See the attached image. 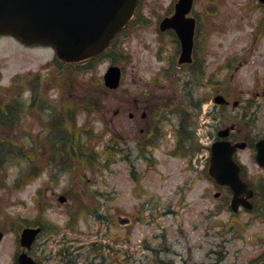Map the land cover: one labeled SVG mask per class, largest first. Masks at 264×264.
<instances>
[{
  "label": "rangeland",
  "instance_id": "1",
  "mask_svg": "<svg viewBox=\"0 0 264 264\" xmlns=\"http://www.w3.org/2000/svg\"><path fill=\"white\" fill-rule=\"evenodd\" d=\"M176 1L139 0L116 48L86 72L61 70L52 48L0 36V104L22 108L19 121L0 124V142L30 153L0 166V264H17L26 250L19 241L23 229L37 225L43 232L29 253L40 264H264V171L255 150L238 152L258 193L253 214L233 213L231 194L207 175L208 147L219 130L234 126L230 134L239 140L264 138L263 11L258 0H194L191 15L204 17L205 78L216 63L220 74L215 94L212 85L194 90L201 109L183 103L172 115L165 101L183 96L186 74L168 83L175 45L171 37L160 40L157 23L173 13ZM112 65L122 68L117 89L104 85ZM28 72L39 75L40 86L19 78ZM38 87L41 95L33 100ZM139 101L162 106L149 114L157 127L153 145L143 142L154 133ZM185 108L194 115L201 147L186 157L175 126ZM62 131L87 139L94 163L59 141Z\"/></svg>",
  "mask_w": 264,
  "mask_h": 264
},
{
  "label": "water",
  "instance_id": "2",
  "mask_svg": "<svg viewBox=\"0 0 264 264\" xmlns=\"http://www.w3.org/2000/svg\"><path fill=\"white\" fill-rule=\"evenodd\" d=\"M264 3V0H260ZM138 0H0V34L11 35L25 44H44L53 47L64 62H80L97 56L132 17ZM193 0H178L172 17L162 20L160 29H174L181 41L180 62L190 61L195 20L187 18ZM122 70L110 66L104 74L105 86L117 89ZM221 137L226 132H221ZM245 143L232 144L228 140L214 141L210 147L208 173L220 186L233 192L231 208L240 205L250 208L253 191L240 176L241 167L234 155ZM256 160L264 167V140L257 145ZM60 196V202H66ZM40 228H25L20 243L30 249ZM3 232L0 231V243ZM18 264H38L27 253L18 257Z\"/></svg>",
  "mask_w": 264,
  "mask_h": 264
},
{
  "label": "flooded vegetation",
  "instance_id": "3",
  "mask_svg": "<svg viewBox=\"0 0 264 264\" xmlns=\"http://www.w3.org/2000/svg\"><path fill=\"white\" fill-rule=\"evenodd\" d=\"M259 6L261 7V9L263 11L262 14L264 15V4L259 3ZM136 16H137V14L134 16V19H136ZM193 17L196 20V29H195V34H194L192 52L190 55L191 60L185 61L184 63H181V64L179 62V59H180L182 48H181V42H180L178 36L176 35L174 30H166V31H160L159 30V24H160L162 18L159 19V21L157 23L158 36H159L160 40H162L165 37H167V38L171 37L170 39H171L172 43L175 45L174 55L169 57V59H170L169 60V66L170 67H169V70H167V75L170 76V78L168 80H170L171 82L168 81V83L174 84L175 82H178V80L182 81V78H179V76H178L179 73L180 74H183V73L186 74L185 80H183L184 82H183L181 87H184V89L182 90V92H183L182 97L187 98V99L184 100V98L182 99V97L176 98L177 94H173L169 98H167L165 101L164 106L166 107V109H168V111L172 115L176 114L180 110L179 107L183 106L182 105L183 103H187V104L189 103L191 107L201 109V107H202V99L201 98L197 99V101L195 103L193 102V100L196 99V96L193 95L194 90L199 89V88H203L204 85H212L213 89H214V94H215L216 85L218 84L217 80H218L219 74H220L219 69H220L221 63H219V64L216 63L217 65L214 66V71L212 72V76L205 78V76H206V74H208V72H206V67H205V62H204L206 57H205V54L203 53L204 52L203 51L204 46L202 45V36L204 34H203V31L200 30L201 23H202V27H203V23H204L203 14L201 15V18H199V16H197V17L193 16ZM257 34H259V37L262 36L261 33L258 32V30L256 32L255 37H257ZM255 37H254V41L256 40ZM117 39H118V37L116 36V38H114L113 41L115 42ZM176 62L179 64L178 69L181 70V72H178L177 70L174 69V64ZM226 64H229V62H226ZM172 71H173V73H172ZM171 75H173V76H171ZM176 88L177 87L175 86V89ZM152 92H153V90L149 89V92H147L146 95H150V94H152ZM189 100L191 103L188 102ZM140 102L141 101L137 102V104H138L137 108L139 109V106L144 108V110L141 114V118L143 119L144 122L146 121L149 123L148 131H152V124L154 123V119L151 120V117H149V116L153 112H155V110H159L162 106H157L155 104L154 105H149V104H145V103L142 104V102L141 103ZM7 103H9V101H3L0 104V108L2 106L6 105ZM250 105L251 106L254 105V102H252ZM162 113H163V111L160 114H162ZM182 115L183 116H181L180 121H178L177 125H175V126L178 128H180L181 126L183 127L184 125H186L187 127L189 126V128L193 129L195 136H196V134H197V131H196L197 130V123L192 121V117H194V115L192 113H190L188 110H186V108H185V111H183ZM7 123H8V121H7ZM217 126H220V125L218 124ZM142 132L144 133L145 130H142ZM221 132H224V131L219 130L218 134L213 138V141L221 138L220 137ZM226 132H227V134H226L225 139H229L230 141H232V143L244 141L247 144L246 148H251V149L255 150V154H256V142L259 139L258 140H252L249 137H245L241 140H239L240 137H239V139H237V137H234L233 134L232 135L230 134V132L231 133L235 132L234 126H232L230 128V131L226 130ZM196 138H197V136H196ZM237 157H238V155H236V159H237ZM261 170L264 171L263 168H261ZM246 174H247L246 168L242 164V175L246 176ZM251 187L253 188V186H251ZM254 191H255V189H254ZM248 212L250 215L255 212V205L254 204H253V208L251 210H249ZM37 226H39V225H37ZM42 232H43V228H42ZM21 252H19V253H21Z\"/></svg>",
  "mask_w": 264,
  "mask_h": 264
},
{
  "label": "trees",
  "instance_id": "4",
  "mask_svg": "<svg viewBox=\"0 0 264 264\" xmlns=\"http://www.w3.org/2000/svg\"><path fill=\"white\" fill-rule=\"evenodd\" d=\"M111 49L112 48H110L108 51L110 52ZM107 52L98 56V57L92 58L90 60H87V61H84L81 63H75V64H69L68 63L67 64V63L60 62L57 59L55 60V62L58 63L61 70L63 69V67H69V68L75 69V72H86V71L92 70L96 66L97 60L102 58L105 54H107ZM27 76H28V78L30 77L31 80L32 79L37 80L39 82V86H40L41 80H39L40 77L38 74L31 77V73H28L25 77L19 76V78H21L23 80ZM15 84H18V83H15ZM33 91H34L33 100L39 99V96L41 95V89L38 87L37 89H33ZM31 104H33V101L31 102ZM89 104H90L89 102L86 103L85 104L86 108L84 107V109L88 110L89 109L88 106H90ZM21 109L22 108L17 109V106H13L10 102L7 103L6 105L2 106L0 108V124L4 126L7 123V121L8 122L19 121L20 115H18V113L20 112ZM154 127H155V125H154ZM65 131L57 133L56 134L57 139H59V141H61L62 143L64 141L65 142L69 141L68 142L69 148L72 147L74 154L79 156L78 158H80L86 164L90 165L91 163H94V161L90 160V158H89V156H91V152L88 151L89 146L87 145V143L89 141H87V139H84L85 142L82 143L83 140L80 137H78L79 134L77 136H72L71 134H68ZM178 132H179L177 134V138L179 139L178 147L184 146L183 148L185 149V150H183L182 156L186 157L187 154L192 156L199 149H201L200 144H199V142L195 136L193 129L189 128V126L188 127L186 125H184L183 127L181 126L179 128ZM154 135H155V133H154ZM154 135H153V137H148L145 141H143L144 144H146V145L155 144L153 140L157 137H155L156 135L155 136ZM28 151L29 150L26 147L19 146V145L17 146L14 144V142H13V144H9L7 141L0 142V166H2L3 164H6V162L10 161V160H12L13 163L24 161V159L29 157L30 153ZM189 152H190V154H189ZM69 154H71L70 150H69ZM180 154H182V152H180ZM22 175H21L22 178H20L21 182L26 183L27 179H28V176L25 177L26 172L24 171L22 173Z\"/></svg>",
  "mask_w": 264,
  "mask_h": 264
}]
</instances>
